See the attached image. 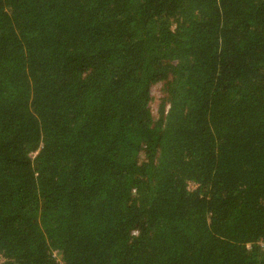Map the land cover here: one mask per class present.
I'll return each instance as SVG.
<instances>
[{"label": "trees", "instance_id": "1", "mask_svg": "<svg viewBox=\"0 0 264 264\" xmlns=\"http://www.w3.org/2000/svg\"><path fill=\"white\" fill-rule=\"evenodd\" d=\"M0 260L264 264V0H0Z\"/></svg>", "mask_w": 264, "mask_h": 264}, {"label": "rangeland", "instance_id": "2", "mask_svg": "<svg viewBox=\"0 0 264 264\" xmlns=\"http://www.w3.org/2000/svg\"><path fill=\"white\" fill-rule=\"evenodd\" d=\"M163 85L162 83L155 84L150 91L151 95V109L153 110L154 114L158 112V107L161 102V100L164 98L163 93ZM193 188V187H192ZM60 261V260H59ZM1 262V260H0Z\"/></svg>", "mask_w": 264, "mask_h": 264}]
</instances>
